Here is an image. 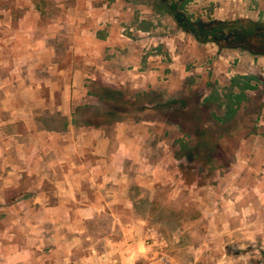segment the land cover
<instances>
[{
  "label": "rangeland",
  "instance_id": "obj_1",
  "mask_svg": "<svg viewBox=\"0 0 264 264\" xmlns=\"http://www.w3.org/2000/svg\"><path fill=\"white\" fill-rule=\"evenodd\" d=\"M162 1L0 0V264H264V52L175 17L264 0Z\"/></svg>",
  "mask_w": 264,
  "mask_h": 264
},
{
  "label": "trees",
  "instance_id": "obj_2",
  "mask_svg": "<svg viewBox=\"0 0 264 264\" xmlns=\"http://www.w3.org/2000/svg\"><path fill=\"white\" fill-rule=\"evenodd\" d=\"M175 1L177 2L178 0ZM197 25L199 24L197 23ZM197 25L189 22L188 28L186 27V30L191 33L196 39L202 40L204 42L211 39L213 42L220 43L221 41H219L218 38L221 33H236L233 40L252 39L255 41V45L257 46L256 49H259L260 52H264V23L251 20H235L228 23L217 21L213 25H199L201 26V30L197 29ZM211 27L214 28L213 32L209 30ZM191 29H194V31L192 32ZM214 36H216L217 39H214ZM106 97L107 96H102V101L106 102L108 100V98Z\"/></svg>",
  "mask_w": 264,
  "mask_h": 264
},
{
  "label": "flooded vegetation",
  "instance_id": "obj_3",
  "mask_svg": "<svg viewBox=\"0 0 264 264\" xmlns=\"http://www.w3.org/2000/svg\"><path fill=\"white\" fill-rule=\"evenodd\" d=\"M178 1H180V0H178ZM166 3H167V6L169 7V9H173V7H174V4L176 3V1L175 0H167L166 1ZM175 14H176V18H179V23L180 24H182V26L185 28V30L188 28V24H189V22H186L185 21V19H183L182 17H181V14L179 13V12H175ZM193 24H195V25H197V23H193ZM199 24V23H198ZM199 25H201V26H205V24H199ZM199 25H197V29L198 30H201V26H199ZM187 27V28H186ZM209 30H211L212 32L214 31V28H210ZM187 31V30H186ZM191 31L193 32L194 31V29H191ZM235 35H236V33H226V34H222L221 33V35L219 36V41H221L223 44H228L231 40H233V38L235 37ZM207 38H208V36H207ZM214 39H217V37L216 36H214Z\"/></svg>",
  "mask_w": 264,
  "mask_h": 264
},
{
  "label": "crops",
  "instance_id": "obj_4",
  "mask_svg": "<svg viewBox=\"0 0 264 264\" xmlns=\"http://www.w3.org/2000/svg\"><path fill=\"white\" fill-rule=\"evenodd\" d=\"M162 3H165V2L162 1ZM165 4H166V7H168V6H167V3H165ZM168 8H169V7H168ZM13 122H14V121H13ZM13 122H12V123H13ZM4 124H9V122H8V123H4Z\"/></svg>",
  "mask_w": 264,
  "mask_h": 264
}]
</instances>
